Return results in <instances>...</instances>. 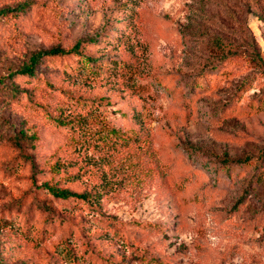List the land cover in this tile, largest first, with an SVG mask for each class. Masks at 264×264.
<instances>
[{"label": "rangeland", "instance_id": "1", "mask_svg": "<svg viewBox=\"0 0 264 264\" xmlns=\"http://www.w3.org/2000/svg\"><path fill=\"white\" fill-rule=\"evenodd\" d=\"M6 8L0 264H264V0ZM90 39L83 55L101 70L44 57L10 77L35 52ZM112 127L137 138L113 150ZM44 182L98 191L99 205Z\"/></svg>", "mask_w": 264, "mask_h": 264}, {"label": "trees", "instance_id": "2", "mask_svg": "<svg viewBox=\"0 0 264 264\" xmlns=\"http://www.w3.org/2000/svg\"><path fill=\"white\" fill-rule=\"evenodd\" d=\"M8 12H10V9H8V8L0 10V14L8 13ZM93 41H94L93 39H90L88 41L78 40L69 49H64V48L56 46V47H52L48 50H42V51L35 52L30 56L29 62L23 64L20 69L11 73L10 77H12L14 74H19V75H24V76H29V77L34 76L35 67L40 63V61L44 57L78 56L79 59L77 61V65L75 66V68L70 67V70H76L77 72H86L87 71L88 73L94 72L97 70H101L99 68L101 61H99L95 57H91L90 55H83V52H82V49L84 48V44L89 43V42H93ZM81 58H83L84 60ZM80 61H81V63H80ZM96 62H98V63H96ZM89 66H93V69H89L90 68ZM132 119L136 122H138V120L142 121L141 112L135 113L133 115ZM109 131H110V133H109L110 137L112 136V138L109 139V137H106L109 139L107 145H109V147L113 148V150L115 149L114 148L115 146H118L117 145L118 141L127 143L130 139L137 138V132L131 131V129L121 131L119 129L112 127ZM223 160H224L223 162L225 164H230V163L238 164V163H245V162L249 161V159H247V158L244 160H240V159L231 160V159H228L226 157H224ZM76 178H80L79 173L69 175L66 178V180L70 181L72 179L75 180ZM44 186L55 197L62 198V199L75 198V199H78V200H81L84 202H88L94 206L99 205L100 193H98V191H95L93 189H91L89 191L84 190V191L76 192V191L70 190L68 188H59V187H57V185L48 184L47 182H44ZM101 187H98V188H101Z\"/></svg>", "mask_w": 264, "mask_h": 264}]
</instances>
